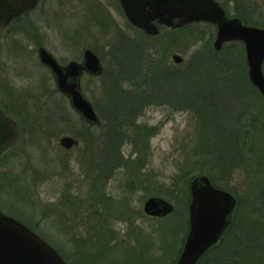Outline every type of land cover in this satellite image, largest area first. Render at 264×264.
I'll return each mask as SVG.
<instances>
[{"label":"rangeland","instance_id":"rangeland-1","mask_svg":"<svg viewBox=\"0 0 264 264\" xmlns=\"http://www.w3.org/2000/svg\"><path fill=\"white\" fill-rule=\"evenodd\" d=\"M99 1L40 0L0 30V108L15 118L34 111L37 125L0 160V212L65 264H175L190 184L204 175L233 204L228 233L197 264H264V97L249 82L243 44L214 50L216 28L206 23L159 26L150 36ZM251 1L235 0L240 18L264 26ZM97 5L112 17H89ZM40 47L61 63L86 48L101 58L102 74L81 79L96 127L57 90ZM65 136L77 145L65 149ZM153 197L172 212L146 215Z\"/></svg>","mask_w":264,"mask_h":264},{"label":"water","instance_id":"water-1","mask_svg":"<svg viewBox=\"0 0 264 264\" xmlns=\"http://www.w3.org/2000/svg\"><path fill=\"white\" fill-rule=\"evenodd\" d=\"M37 0H0V27L21 12L32 8ZM129 23L145 34L159 33L157 25L171 28L204 22L216 26L213 48L239 40L244 45L247 74L251 84L264 97V29L242 25L237 19H227L213 0H120ZM39 61L52 73L57 90L67 97L75 110L88 124L97 125L99 118L91 103L83 95L79 78L82 71L98 77L102 73L99 58L85 50L80 64L70 62L60 66L46 49H38ZM180 62V57H174ZM17 137L14 122L0 110V154ZM61 145L70 149L75 140L63 137ZM190 232L182 253L175 264H196L207 248L227 226L233 199L227 192L211 185L207 176H199L190 184ZM172 205L161 198H150L143 206L146 215L159 217L172 212ZM0 264H65L61 257L41 238L17 220L0 212Z\"/></svg>","mask_w":264,"mask_h":264},{"label":"flooded vegetation","instance_id":"flooded-vegetation-1","mask_svg":"<svg viewBox=\"0 0 264 264\" xmlns=\"http://www.w3.org/2000/svg\"><path fill=\"white\" fill-rule=\"evenodd\" d=\"M106 2L104 3L102 0H100L99 2V4H100V6H102V4L103 5H105V4H107V3H109V4H112V3H114V6L118 9V11H119V9L121 10V12H120V15H119V17H125V19L127 20V15H126V13H125V11L123 10V8H122V6H121V3H120V0H105ZM214 2H216L217 4H218V6L223 10V12H224V17H226L227 19H237V20H239L240 21V23L242 24V25H246V26H252V27H256V28H260V29H264V26H256V25H252V24H246V23H244L243 21H242V18H240V17H242V16H244L245 15V13L246 12H241V10L240 9H243V7H241L240 8V3H236L235 2V0H213ZM258 1V2H257ZM259 1H261V0H252L251 1V5L253 6L254 5V9L256 8V5L259 7V9H258V7L256 8V9H258L257 10V12H258V15L260 14V12L262 11V10H264V5H262L263 3H261V2H259ZM263 2H264V0H262ZM39 2H40V0H37L36 1V3L34 4V6L32 7V8H30L29 10H27V11H25V12H21V13H19L18 15H16V16H14L13 18H11L9 21H8V23L5 25V26H3V27H0V30H2V29H4V28H6V27H9L12 23H14V22H16L17 20H20L21 18H23V17H29V15H30V12L31 11H33L34 9H35V7H37V5L39 4ZM112 2V3H111ZM231 2H233V5H234V10H232V12H230L229 11V7H228V4H230ZM94 4L96 3V1H94L93 2ZM256 4V5H255ZM251 6V8H250V12L252 11V10H254L253 9V7ZM97 7V8H96ZM96 7H93V10H90V13H91V15H88L89 17H112V15L111 14H109V13H107L106 11H105V9L103 8V7H101V9H99V7H98V5L96 6ZM102 9H104V10H102ZM244 10V9H243ZM44 11V8H42V12ZM93 13H94V16H93ZM128 22V21H127ZM128 24H129V22H128ZM130 25V24H129ZM131 26V25H130ZM214 27H216L215 25H213ZM40 48H43V47H40ZM45 49V48H44ZM88 48H86V49H84L83 51H82V53H81V56H80V58H77V59H74V60H71V61H69V62H67V63H61V62H59L54 56V58H55V60L57 61V63L60 65V66H66L67 64H69L70 62H76V63H78V64H80L81 62H82V60H83V53H84V51L85 50H87ZM88 50H91L95 55H97V57L99 58V56H98V54L95 52V51H93L92 49H88ZM36 53H37V58H38V49H37V51H36ZM50 53V52H49ZM51 54V53H50ZM38 60H39V58H38ZM99 60H100V63H101V65H102V61H101V58H99ZM39 63H40V61H39ZM40 65L41 66H43L46 70H48L49 72H50V75L52 76V79H53V81H54V77H53V75H52V73H51V71L45 66V65H43L42 63H40ZM102 69H103V65H102ZM102 72H103V70H102ZM102 74V73H101ZM83 76H87V77H89V78H92V79H95L96 77H93V76H91V75H89V74H87L85 71H82V73H81V76H80V78H79V84H80V88H81V91H82V93H83V95L85 96V94H84V92H83V90H82V87H81V79L83 78ZM100 76V75H99ZM98 76V77H99ZM62 95V94H61ZM65 97V96H64ZM67 99V98H66ZM89 101V100H88ZM90 102V101H89ZM91 103V102H90ZM91 105H92V107H93V109H94V112L97 114V112H96V109H95V106L91 103ZM0 110H1V112L5 115V116H7L8 118H10L13 122H14V124H15V126H16V128H17V137L15 138V140H14V142L3 152V153H1L0 154V160L11 150V149H13L14 147H16V145H18V143H19V141L21 140V137H22V134H24L25 135V137H26V134L25 133H27V132H29V129H33V127H35V128H37V125L35 124L34 125V123L32 122V123H30L29 121V119H30V117H34V114H36L34 111L32 112V111H29V110H23V112H19V113H21L22 115H20V114H17L18 115V117H16L15 118V116H13L12 114H10L9 112H7L5 109H3V108H0ZM27 113H29V115H27ZM31 113H33V115H30ZM78 115V114H77ZM99 115V114H98ZM97 115V116H98ZM30 116V117H29ZM78 117L82 120V122L84 123V124H86L87 125V127L88 128H90V127H96V125H90V124H88L85 120H83L79 115H78ZM29 118V119H28ZM40 125H42V123H40ZM34 128V129H35ZM28 130V131H27ZM65 137H70V136H65ZM23 138V137H22ZM70 138H72V137H70ZM24 139V138H23ZM73 140H75L74 138H72ZM25 144V143H24ZM77 145V142L75 141V144L71 147V148H73L74 146H76ZM70 148V149H71ZM169 215V214H168ZM188 215H189V213H188ZM12 217V216H11ZM160 217H162V216H160ZM189 217V216H188ZM227 226L222 230V232L220 233V235H219V237H218V239L213 243V244H211L210 246H209V248H207L206 249V251L204 252V254H203V256H205V255H207L213 248H215L218 244H219V242L222 240V239H224L225 238V236H226V234L228 233V230H229V225H230V220H229V217L227 218ZM189 232H190V224H189V218H188V232H187V236H188V234H189Z\"/></svg>","mask_w":264,"mask_h":264},{"label":"trees","instance_id":"trees-1","mask_svg":"<svg viewBox=\"0 0 264 264\" xmlns=\"http://www.w3.org/2000/svg\"><path fill=\"white\" fill-rule=\"evenodd\" d=\"M206 111V110H205ZM196 113H198V115H200V116H203L205 113H204V111L203 110H201L200 108H197L196 109ZM212 181V180H211ZM212 183H213V181H212ZM213 185H214V183H213Z\"/></svg>","mask_w":264,"mask_h":264}]
</instances>
